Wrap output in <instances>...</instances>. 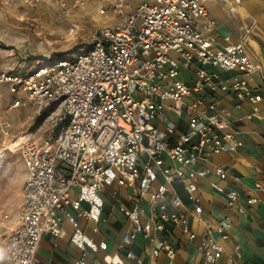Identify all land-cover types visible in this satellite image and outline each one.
<instances>
[{"label":"built area","instance_id":"obj_1","mask_svg":"<svg viewBox=\"0 0 264 264\" xmlns=\"http://www.w3.org/2000/svg\"><path fill=\"white\" fill-rule=\"evenodd\" d=\"M22 1L33 9L42 0ZM209 1L142 2L122 23L95 30L88 48L68 57L43 54L42 61L32 66H26L25 59L17 71L0 74V83L10 85V109L33 111L46 127L38 138L24 137L17 146L26 179L17 223L3 247L8 264H40L37 252L42 236L63 237L64 222L74 230L73 244L88 245L78 218L97 225L103 209L101 195L114 183L127 189L132 199L131 207L119 200L112 205L131 224L119 250H126L136 235L153 241L154 232L163 233L165 225L171 224L188 240L199 239L204 264H218L224 246L212 231L216 229L225 240L229 222L214 225L203 219L197 183L211 171H194L192 165L242 144L234 139L228 109L205 104L202 94L231 92L240 102L254 106L262 99L249 78L263 70L242 43H232L229 37L223 38V44L218 42ZM219 1L231 13L241 6V0ZM79 5L84 6L83 1ZM183 71L192 72L191 86ZM232 72L236 73L222 76ZM262 84L264 88V80ZM169 116H184L186 128H179ZM0 131L10 136L8 120L0 123ZM213 173L227 179L220 167ZM159 176L164 184L153 189ZM175 183L182 185L192 212L184 210L176 193L167 196L166 185ZM210 186L225 195L227 209L246 214L237 190L215 182ZM143 194L148 196L150 215L141 222ZM254 203L253 198L247 200L249 206ZM192 214L203 226L200 237L189 228L187 216ZM240 248L233 249L234 259L241 257ZM160 255L168 259L167 264L173 263L175 248L165 238L149 253L151 260ZM124 259L127 264H144L131 251L125 252ZM112 260L111 264H125L117 256Z\"/></svg>","mask_w":264,"mask_h":264},{"label":"crops","instance_id":"obj_2","mask_svg":"<svg viewBox=\"0 0 264 264\" xmlns=\"http://www.w3.org/2000/svg\"><path fill=\"white\" fill-rule=\"evenodd\" d=\"M209 16L216 21V36L220 44L223 38L229 37L232 43H242L251 59L258 63L263 70L262 74H254L249 78L251 88L259 93L261 101L256 105L248 102H240L231 92H217L215 94H202L205 104H213L216 109H228L230 113L231 129L234 131V139L241 143L234 151L215 154L206 161H197L192 169H208L207 178L197 183V196L203 209V219L217 225L228 221L226 230L227 238L221 239V234L215 229L212 237L224 246V252L218 264H264V0H241V6L231 13L228 5L219 0L208 2ZM209 71H218L209 69ZM236 73V72H234ZM232 73L222 74L229 77ZM185 82L188 86L193 84L192 72L183 71ZM254 108L258 111L254 114ZM176 122L179 128L185 129L184 116L177 118L169 116ZM220 167L227 172V179H218L213 170ZM16 184H23L26 179L24 164L18 169ZM215 182L225 188L237 190L241 197L239 205L246 209V214L241 215L237 211L227 209L225 195H222L210 186ZM164 184L159 176L153 184V189ZM167 196L176 193L185 205L184 210L192 212V204L189 202L182 185L175 183L166 185ZM102 193L103 209L99 222L95 225L92 221L78 218L79 229L85 235L88 245L78 247L70 241L74 232L71 224L64 222L62 225L64 236L55 238L51 234H44L40 240L37 257L40 264H76L83 261L85 264H111L112 258L117 256L124 259L126 251H131L141 258L144 264H167L168 259L160 255L156 260L149 257L153 245L162 239L175 248V258L172 264H204L200 253L199 239L190 241L181 233L179 228L171 224L165 225L163 233L154 232L153 241L136 235L132 244L126 250H119L122 237L131 231L129 220L115 207L116 200L131 207L132 199L127 189L112 184ZM72 197L75 198L74 193ZM253 198L256 203L249 206L247 200ZM22 200V199H21ZM141 207V222L150 215V202L147 194H143L139 200ZM21 201L18 202L20 205ZM21 206V205H20ZM85 207L86 205L83 204ZM19 208V206H18ZM171 211V209H169ZM18 211V210H17ZM191 232L200 237L203 233L202 224L192 215L187 216ZM100 245L105 246L101 249ZM240 246L241 257L234 259L233 249Z\"/></svg>","mask_w":264,"mask_h":264},{"label":"rangeland","instance_id":"obj_3","mask_svg":"<svg viewBox=\"0 0 264 264\" xmlns=\"http://www.w3.org/2000/svg\"><path fill=\"white\" fill-rule=\"evenodd\" d=\"M61 1L42 0L32 9L22 0H0V74L17 71L25 59L26 66H32L42 61L43 54L68 57L84 46L88 48L95 30L122 23L124 16L149 0H65V8ZM81 1L82 7L78 6ZM9 86L0 83V123L8 120L11 124L9 137L0 131V264H8L3 247L17 223L22 199V185L16 184L23 165L17 147L20 141L12 144L16 137L38 138L46 130L35 112L10 109L13 96ZM6 147L8 150L2 151Z\"/></svg>","mask_w":264,"mask_h":264},{"label":"bare ground","instance_id":"obj_4","mask_svg":"<svg viewBox=\"0 0 264 264\" xmlns=\"http://www.w3.org/2000/svg\"><path fill=\"white\" fill-rule=\"evenodd\" d=\"M23 138H24V137H16V138H15V139H16V142H15L14 144H12V145L15 146V144H16L17 142L21 141ZM13 141H14V140H13ZM12 145H11V146H12ZM3 149H4V150H3ZM3 149H2V151L8 150V147L3 148Z\"/></svg>","mask_w":264,"mask_h":264},{"label":"trees","instance_id":"obj_5","mask_svg":"<svg viewBox=\"0 0 264 264\" xmlns=\"http://www.w3.org/2000/svg\"><path fill=\"white\" fill-rule=\"evenodd\" d=\"M58 57V56H57Z\"/></svg>","mask_w":264,"mask_h":264}]
</instances>
